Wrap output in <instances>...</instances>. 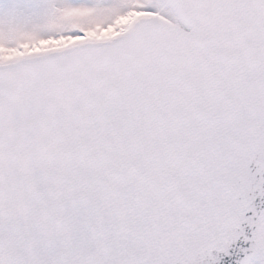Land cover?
<instances>
[{
    "label": "snow or ice",
    "instance_id": "obj_1",
    "mask_svg": "<svg viewBox=\"0 0 264 264\" xmlns=\"http://www.w3.org/2000/svg\"><path fill=\"white\" fill-rule=\"evenodd\" d=\"M0 264H264V0H0Z\"/></svg>",
    "mask_w": 264,
    "mask_h": 264
}]
</instances>
